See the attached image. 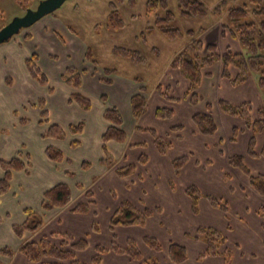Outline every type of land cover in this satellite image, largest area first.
<instances>
[{
	"label": "crops",
	"instance_id": "crops-1",
	"mask_svg": "<svg viewBox=\"0 0 264 264\" xmlns=\"http://www.w3.org/2000/svg\"><path fill=\"white\" fill-rule=\"evenodd\" d=\"M220 23L219 25L218 23L210 24L208 28L202 29L203 32L197 37L204 44L216 45L220 53L227 50L243 53L239 43L228 32L223 31L222 23ZM25 35L29 36L30 43H33L32 34ZM25 35H21L19 39L14 37L10 41L11 44H8L12 49L17 50L18 54L22 50L21 47L26 44ZM51 38L54 36L51 35ZM188 41L176 48L174 55L169 58L164 67L157 69V73L153 76L157 79L149 85V89H145V82L139 84V82L116 78V76L108 77L112 83L105 85L99 80L98 75L96 77L92 75L93 70L90 69L87 76L82 75L81 77V81L82 78L85 81L84 84L82 81L81 94L93 98L95 108L86 112L76 104L69 102L73 92L64 84L65 82L62 81L57 86L51 85L50 82L48 86H41L31 79L29 73L26 72L25 62L27 58L36 54L29 53L26 57L21 54L19 65L25 77L24 81L27 85L32 82L36 83V88L38 87L40 92L36 93L38 97L32 100L33 105L29 107L31 119L26 118L29 123L24 126L19 125V120L25 119L23 117L13 120L10 128L11 136L5 147V149L11 147L14 142L9 152L11 154L7 156L12 158L17 156L19 151L23 152L28 155L31 168L28 174L23 171L14 172L9 192L0 197V250L8 248L14 252L10 260L0 256L1 264H29L26 258L18 252L22 243L39 240L45 236L49 237L56 232L69 233L75 239L86 238L89 248L77 254V259L81 262V257L86 255L90 249L92 250V254H87L88 259L83 262L84 264H89L94 253V246H109L114 241L124 245L127 238L136 240L143 255L142 260L136 262L128 256L109 252L103 255V264H144L152 257L161 264H171L167 258V248L171 243L187 249L188 257L184 264H224L221 256H206L201 261L197 259L198 255L206 250L204 244L194 238L198 227L218 229L225 235V247L233 249L232 264H264V214L260 216L258 213V210L264 206V198L258 196L250 188L247 177L238 169L235 170L228 166L227 163L229 157L239 154L244 156V164L252 174H264V157L247 156L248 141L252 136V131L246 128L244 121L227 116L218 107V102L221 100L233 105L250 102L256 112L264 101L257 85V78L252 75L244 84L232 86L228 79L220 75L221 63H215L203 70L204 76L198 90L203 101L198 105H192L189 100L183 99L187 91L186 80L178 70H173L170 65ZM13 54H10L7 59L9 65L15 60L11 57L14 56ZM47 56L46 59L53 63L52 59ZM37 60L40 70L46 73L38 56ZM144 65H149V63ZM231 74L235 75L234 69ZM4 79L6 82V78ZM10 83L12 84V81ZM157 86H160L164 92L167 91L169 96L179 98L181 101L173 103L163 99L156 89ZM50 87L52 91L49 92ZM141 87L145 90L143 94L147 103L140 118L134 120L130 99L132 95L139 93ZM99 88L104 91L105 97L109 96L108 100L106 99V105L103 103L104 107L100 99L102 92L97 91ZM57 96L62 98L60 102L62 109L71 114V121H74L75 115L73 114L75 113L77 120L84 122L85 128L78 135L67 134L64 140L43 139L41 135L48 129V125L40 123L42 121L41 109L37 104L40 99H43L47 105V110H45L50 116L49 104L56 103ZM208 103L212 105V115L217 124V131L213 137L197 133L191 122L194 114L206 112L205 106ZM107 104L115 107L121 114L123 129L128 136L125 143L117 144L110 141L105 145L108 153L116 160L111 168L103 166L100 160L104 156L101 135L109 127L102 114L103 108L109 107ZM166 107L174 111V116L166 120L157 119L155 110ZM49 123L56 124L53 117L49 119ZM178 125L183 126L181 131L170 132L171 128ZM137 126L153 129L166 139L171 135V140L168 141L172 147L168 153L161 156L154 146L153 136L148 132L136 130ZM235 129L238 133L232 140ZM263 139V134L256 136L258 153L263 147ZM75 141L78 144L73 147L72 143ZM28 145H30L29 148ZM47 147L61 150L64 157L63 162H50L45 156L44 150ZM142 155H146L148 161L144 166H138L132 176L122 179L116 175L115 168L134 163ZM180 155L191 156V160L183 167L180 174L175 176L171 162ZM203 155L207 158L204 159ZM196 162H199V165ZM83 163H89L91 167L83 170L81 167ZM93 168H95L94 171H91ZM1 175L0 169V177ZM57 183H64L71 187L72 202L65 208L42 212L40 205L44 191L54 187ZM78 184L84 186V189H79ZM192 185L197 187L203 196L211 195L227 203V213L214 209L205 197L199 200L197 213H192L190 199L184 191ZM85 190H91L93 195L94 203L91 204L90 212L88 214L72 213L73 206L78 202L86 201ZM124 200L136 204L141 209L161 207L162 211L154 214L143 227H114L112 231L109 229L110 215ZM27 209L42 212L44 225L33 235H27L19 240L12 232V226L23 222L24 211ZM94 223H101V229L97 232L92 229ZM190 224L193 226L187 230L186 226ZM148 236L156 238L160 243L161 239L163 240L160 253L144 245L143 238ZM101 239L105 240V243H100Z\"/></svg>",
	"mask_w": 264,
	"mask_h": 264
},
{
	"label": "trees",
	"instance_id": "trees-1",
	"mask_svg": "<svg viewBox=\"0 0 264 264\" xmlns=\"http://www.w3.org/2000/svg\"><path fill=\"white\" fill-rule=\"evenodd\" d=\"M18 6H23L20 0H15ZM27 0H24L26 2ZM123 2V0H119ZM136 0H129L128 3L133 6ZM248 4H241L242 6H230L226 11L225 21L222 22V29L228 32L229 35L236 40L243 53H235L233 51H225L223 54L216 52V46L214 44L205 45L197 36L199 33L194 30L186 32L188 35V43L186 46L177 53L175 58L171 61L170 65L173 70H178L181 76L187 82V91L185 92L183 99L189 100L192 105H198L203 98L199 96L198 90L201 80L203 78V70L210 68L215 63H221V75L228 79L232 86H239L244 84L252 75L257 78V85L260 90L261 96L264 100V0H247ZM177 8L179 10V16L182 18H205L208 15V10L198 0H177ZM108 9L110 11L107 18V26L111 28L122 27L123 22L120 18V13L116 8V2L109 3ZM145 9L148 15L154 14V24L151 27H147L146 31L150 32L153 29H157L168 40H174L176 38H182V31L173 27L175 15L168 8V0H146ZM162 13L160 15L159 13ZM252 17L251 20H247L248 17ZM47 17V16H46ZM224 34V33H223ZM15 37V35H14ZM12 37V39L14 38ZM29 38V36H26ZM144 40V33L141 34ZM10 39V41L12 40ZM111 54L115 57L124 58L130 61L133 65L141 66L146 63V58L141 52L127 49L125 47H114L111 50ZM87 62L93 67V72L99 70L103 74V78L99 79L104 84H111V80L108 78L114 74L112 68H100L98 61L92 56V51L87 49L84 54ZM38 60L36 55H32L26 59L25 69L29 73L31 79L41 86H48L49 82L46 75L40 70L37 65ZM235 70V76L231 74L232 70ZM65 75L63 76L64 82H66L72 89H79L82 85L81 77L84 70L77 71L74 68H66ZM8 84L9 81L6 80ZM159 91L161 97L173 103L181 101L179 98H173L169 96L168 92L161 89L160 86L156 88ZM139 93L132 95L131 113L134 120L140 118L146 107V98L143 94L144 88L139 89ZM52 91L50 87L49 92ZM104 100V97L102 98ZM70 103L76 104L82 111L86 112L91 109V103L88 97L83 96L78 92H73L69 99ZM45 101L40 99L37 106L41 109L40 117L41 122L48 125V129L41 135L43 139H56L64 140L67 134L75 136L83 132L85 126L83 123H77L75 125H69L66 129L60 127L57 124H50L48 113L45 110ZM33 105V104H31ZM218 107L222 113L232 118H238L244 121L246 128L252 131V136L249 139L247 156L251 158L264 157V143L259 153L256 151V136L258 134L264 135V101L260 108L255 112L250 102L242 103L239 105L231 104L228 101L221 100L218 102ZM206 112H200L194 114L191 117L197 133L207 137H213L217 131V124L212 115V105L209 103L205 106ZM103 119L109 125L106 131L101 135L102 149L104 156L100 159L101 164L106 168H111L115 165L116 160L108 153L105 145L110 141L117 144L125 143L128 136L123 129L122 116L119 114L115 107H108L103 111ZM174 111L171 108H157L155 110V116L159 120L171 119L174 116ZM29 123L26 119H20L19 125L24 126ZM183 129L182 125L171 128V131L178 133ZM136 130L140 132H148L153 136L154 146H156L158 153L164 156L170 150L171 143L166 137L158 135L156 131L150 128H142L137 126ZM236 129L234 130V136L236 135ZM180 138V136H179ZM264 142V139H263ZM78 144L77 141L72 143L75 147ZM45 156L50 162L62 163L64 160L61 150L55 147L45 148ZM138 160L134 163L124 164L121 167L115 168L116 175L119 178L132 176L138 166H144L148 158L145 155L139 156ZM191 156L180 155L171 162L174 175L178 176L183 167L190 161ZM228 166L239 170L245 177L248 178L249 186L256 194L264 198V174L254 175L250 169L244 164V156L236 154L231 156L227 160ZM199 165V162H196ZM82 169L87 170L89 163H83ZM31 168V163L27 154L23 152L18 153L17 156L9 158L7 160H0V169L2 177H0V197L7 194L10 189V183L13 179V173L23 171L28 174ZM172 184V183H171ZM79 189H84V186L78 184ZM186 195L191 202L192 213H197L199 208V200L206 198L210 205L214 209H219L224 213L228 211V204L224 201L217 199L211 195L203 196L200 190L195 186L187 187L185 190ZM84 195L86 201L78 202L71 209L75 214H88L93 204V195L91 190H85ZM42 203L40 209L44 211H53L55 209H62L67 207L72 200L71 187L64 183H57L54 187L44 191L42 195ZM162 209L158 208H139L128 200H124L110 215L109 229L112 231L114 227H143L148 220L159 214ZM259 215L264 214V206L259 210ZM41 212V213H42ZM35 210H25V219L21 224H14L12 226V232L15 236L22 240L27 235H33L44 225V219L42 214ZM92 229L95 232L98 231L97 224L92 225ZM194 238L201 241L206 250L199 254L197 259L203 260L208 257L221 256L224 260V264H232L233 261V249L231 247H225L226 237L218 229L211 227H198ZM144 245L160 253L162 251L161 243L153 237L143 238ZM19 249V254L23 255L29 264H84L77 259V254L86 251L89 248V242L86 238L75 239L71 234L56 232L51 236L41 238L34 241H25ZM167 258L171 264H184L187 261V249L184 246L171 243L168 246ZM93 255L89 264H103V255L111 252L123 256H128L133 261L142 260L143 255L138 247L135 239L127 238L124 245H120L115 241L110 243L109 246L96 245L93 248ZM13 251L4 248L0 250V256L10 260L13 255ZM1 264V263H0ZM144 264H161L156 258H149Z\"/></svg>",
	"mask_w": 264,
	"mask_h": 264
},
{
	"label": "rangeland",
	"instance_id": "rangeland-1",
	"mask_svg": "<svg viewBox=\"0 0 264 264\" xmlns=\"http://www.w3.org/2000/svg\"><path fill=\"white\" fill-rule=\"evenodd\" d=\"M41 1L44 0H27L26 2L20 0V3L23 4V6L20 7L15 0H0V30L14 18L23 17L26 10H35ZM128 1L129 0H123V2H119V0H67L52 14L47 15V17L42 18L31 27L25 28L15 35L18 39L21 35L27 33L32 34L33 37V43H30L31 38H27L26 44L21 47L22 50L19 54L17 50L12 49L11 46L8 45L11 44L10 40L0 44L1 160H7L11 157L7 155L11 154L9 152H11L14 142L11 147H7L6 149L5 147L6 143L9 142L7 141L9 136H11L10 128L14 122L13 120L17 117H23L25 119L30 117L31 119L29 107H32L30 106L32 100L38 97L36 93L40 92L38 87L36 88V83L32 82L30 85L25 83V77L19 65L21 54L26 57L29 53H35L41 62L42 68L46 71L44 74L48 82H50L51 85L57 86L62 81L64 83L63 76L65 75L66 68H74L77 71L84 70L83 76H87V74L90 73V69L93 66L87 62L84 56L86 50L90 49L92 51V56L98 61L100 68L108 67L114 69L115 73L109 77L116 76V78L136 81L139 82V84L145 82V89H149V85L157 79L153 77L157 73V69L164 67V64L174 55L173 53L176 51V48L189 40L186 34L187 31L194 30L195 32H200L203 31L202 29L208 28L210 24L215 25L218 23L219 25L220 22L222 23L225 21V14L230 6L248 4L247 0H198L208 10V15L205 18L196 17L184 19L179 16L177 0H168V8L175 15V20L172 25L182 31V38L168 40L157 29H153L150 32L146 31V28L151 27L155 21L154 14L148 15L146 13V0H136L133 6H131ZM111 2H116V8L123 22L122 27L111 28L107 26V18L110 13L108 4ZM159 14L162 15L163 12ZM251 19L252 17L250 16L247 18V20ZM143 33L144 40L141 37ZM220 33L222 34L221 31ZM51 35H53L54 38L50 39ZM117 46L127 49L131 48L141 52L146 58V64L149 63V65L136 66L124 58L113 56L111 50ZM14 51H16V53ZM216 52L220 55L225 53V51L220 53L217 47ZM12 53H14V56L11 57L15 60L9 65L7 59ZM46 55L52 59L53 63L46 59ZM3 58L5 59L3 60ZM146 68H149V70L147 71ZM92 75L94 77L98 75L99 79L104 77L100 70L95 73L93 72ZM4 78L9 81L8 84L5 82ZM10 81H12V84ZM84 83L85 81H83V84ZM64 84L69 89L71 88L66 82ZM113 85L114 84H112V86ZM70 90L71 92H78L81 94L82 87L77 90L74 88ZM97 91L102 92L100 99L104 107L103 103H106V99L108 100L109 96L105 97L104 91H102L101 88ZM103 97L104 100L102 99ZM57 98L56 103L51 102L49 104V119L53 117L56 124L64 128H66L68 124L75 125L77 123H84L82 120H77V115L75 113L73 114V116L75 115L74 121H71V114L66 113L60 105L62 98L58 96ZM89 100L91 109L93 107L95 108L94 99L89 98ZM108 104L107 106L112 107ZM45 109L47 110V105H45ZM12 111L13 114H11ZM170 132L173 131L170 130ZM237 133L238 131L236 134ZM170 136L168 140H171ZM29 147L30 145H28V148ZM203 158L205 159L207 157L203 155ZM89 167H91V165ZM94 169L95 168L91 171H94ZM97 225L98 229H101V223H97ZM192 226L193 225L190 224L186 226V229L190 230ZM103 242L105 243V240L101 239L100 243ZM162 242L163 240L161 239V243ZM87 254H92V250L90 249L87 251L86 255L81 257L82 262L88 259Z\"/></svg>",
	"mask_w": 264,
	"mask_h": 264
},
{
	"label": "water",
	"instance_id": "water-1",
	"mask_svg": "<svg viewBox=\"0 0 264 264\" xmlns=\"http://www.w3.org/2000/svg\"><path fill=\"white\" fill-rule=\"evenodd\" d=\"M67 0H44L35 8V10H26L23 17H16L10 23L3 26L0 30V44L9 41L21 30L29 28L37 21L52 14L61 7Z\"/></svg>",
	"mask_w": 264,
	"mask_h": 264
}]
</instances>
